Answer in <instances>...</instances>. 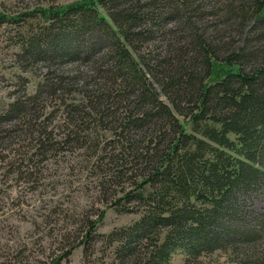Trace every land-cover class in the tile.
<instances>
[{"label":"trees","instance_id":"1","mask_svg":"<svg viewBox=\"0 0 264 264\" xmlns=\"http://www.w3.org/2000/svg\"><path fill=\"white\" fill-rule=\"evenodd\" d=\"M38 12L41 22H21L14 54L48 70L2 102L0 163L28 135L15 168L33 183L34 156L78 145L105 192L122 193L106 205L138 218L99 233L106 207L94 218L53 207L37 213V238L15 229L0 240V264H62L97 243L120 264H167L175 252L182 264H264V208L250 206L264 189V0H83ZM78 61L76 76L57 68ZM46 88L65 108L61 136L41 118Z\"/></svg>","mask_w":264,"mask_h":264},{"label":"rangeland","instance_id":"2","mask_svg":"<svg viewBox=\"0 0 264 264\" xmlns=\"http://www.w3.org/2000/svg\"><path fill=\"white\" fill-rule=\"evenodd\" d=\"M79 1L83 0H0V18L3 17L0 20V106L4 101L32 91L36 81L44 78V74L48 70L43 63L24 67L17 60L14 54L16 51L14 42L20 32L21 22L36 24L43 20L36 18L39 15L38 10L52 8V6L62 7ZM19 16L21 19L18 23L10 22L11 19L14 20ZM82 66L78 61L57 68H60L59 71L68 70L71 76H76L77 70ZM46 89L41 98L44 99L47 107L43 110L41 118L53 133L61 136L66 131V125L63 123L66 116L65 108L57 102L60 95L52 98L49 96L51 91ZM48 97L52 99L48 101ZM180 120L183 118L180 117ZM186 129L189 130V127L187 126ZM26 136L22 134L13 139L11 146L4 149L9 150V156L3 163H0L1 242H4L6 237L11 239L16 233L15 229L19 230L20 238L23 241L29 242L30 238L31 240L37 238L41 234L42 227L40 226L39 230L35 229L36 226L33 222L40 223L43 220L42 216L37 213L46 214L53 207H72L77 212L87 213L92 218L100 209L106 207L102 222L98 226L99 233H108L112 229L128 225L138 218V214L135 212H118L106 205V201L109 204L121 196V191L116 190L115 195L111 190L107 191L109 194L105 192L110 187L109 183L104 185L100 181L96 174L95 163L93 161L88 163L83 148L75 144L71 148L67 146L60 149L55 155L52 153L43 162L34 156L32 166L36 165V167L33 171V179L36 178V180L33 183L25 181L26 178L21 177L15 167L20 161L16 154L19 151L24 152L26 147L24 145L30 142L28 139L22 140ZM11 148H15V150L17 148L18 151H11ZM9 161L14 162H12V166ZM13 170L15 171L13 172ZM127 186L128 183L125 182L124 187ZM250 203L253 212L262 211L264 189ZM220 255L213 254L211 259L218 263L223 262L225 256L221 253ZM183 258L181 253L175 252L167 264H182ZM112 259V246L97 243L95 249L88 252L86 257H83L82 248L79 247L74 250L69 260L62 264H120L113 262Z\"/></svg>","mask_w":264,"mask_h":264}]
</instances>
